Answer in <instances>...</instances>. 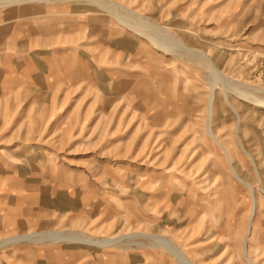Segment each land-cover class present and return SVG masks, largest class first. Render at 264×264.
<instances>
[{"label":"rangeland","instance_id":"obj_1","mask_svg":"<svg viewBox=\"0 0 264 264\" xmlns=\"http://www.w3.org/2000/svg\"><path fill=\"white\" fill-rule=\"evenodd\" d=\"M54 1H0L4 17L27 9L23 31L37 49L62 46L55 34L69 32L66 45L90 61L83 77L72 60L75 70L62 68L55 86L53 74L41 72L53 60H27L19 68L29 78L25 95L0 100V149L27 142L55 150L0 152V264H179L139 233L163 237L191 264H264V0H105L174 35L186 51L171 53L152 44L155 32L142 36L93 0ZM214 71L263 104L221 81L211 87ZM24 114L26 124L16 127ZM61 134L56 149L49 143ZM43 233L91 244L4 246ZM113 237L118 243L97 245Z\"/></svg>","mask_w":264,"mask_h":264},{"label":"crops","instance_id":"obj_2","mask_svg":"<svg viewBox=\"0 0 264 264\" xmlns=\"http://www.w3.org/2000/svg\"><path fill=\"white\" fill-rule=\"evenodd\" d=\"M27 9H21V13L17 14L15 11H6L5 17L4 15H0V100H3L4 103L8 104V101L10 100V97L13 96V99L15 97H20L21 95H25V85L27 84L29 78L25 77L22 73V71L19 69L21 67L27 66L26 61L27 60H39L40 58H44L46 61L47 60H53L54 67H49L47 63L44 65L41 69L42 74L49 73L53 74V81L54 85L57 86L58 84H62V81L64 79V75H62V68L66 69L67 72L75 70L72 67V60L77 61L78 63H81V75L86 77V73L83 70V67L88 69V64L89 62V57L84 53L83 50L77 49V48H72L68 47L67 43L69 41H72L73 43L74 40H72L71 37H67L68 35H71L69 32H59L60 34L57 35L55 34L56 40H54V45H62L56 48H50L47 51H42L43 49L39 50L37 49V40L33 38H27V36L24 35V27L28 24L31 23L30 15L29 13L26 12ZM12 14V15H10ZM15 14V15H14ZM28 15V16H27ZM61 31V29H60ZM40 34V33H39ZM32 36V35H31ZM41 36H37L38 38ZM30 37V36H29ZM62 41V43L55 44L56 41ZM69 43V44H71ZM78 43L79 45H82V40H80ZM65 44V46H63ZM67 44V45H66ZM36 48L32 50L33 48ZM79 50L78 52H76ZM101 50V49H100ZM21 64V66H20ZM18 74V76L14 73ZM24 69V68H23ZM25 70V69H24ZM41 74V73H40ZM41 74V75H42ZM39 77L40 75L37 74ZM69 76V75H68ZM71 78V76L69 77ZM23 104H21L19 107H22ZM26 103L23 106V109L25 110L26 113L28 114V118L31 120V113L33 111V106H30L28 109L26 108ZM61 112V111H60ZM63 112V111H62ZM61 112V113H62ZM25 114L22 117L17 116L14 120V125L16 127H23L26 123ZM60 115V114H59ZM54 116L53 119L49 121V123L53 126L57 125V122L59 121L58 119L61 118V116ZM68 116V117H67ZM70 117V113H66V118L68 119ZM35 126H39L37 122H34ZM37 124V125H36ZM31 125V124H28ZM34 127V126H32ZM28 128H26L27 132ZM14 131V130H13ZM12 131V135L14 132ZM23 133L21 130L18 131V135ZM24 135V133H23ZM27 135V134H26ZM25 135V137H26ZM31 135V134H30ZM66 139V136L64 134L60 135V138L54 142H50L49 144L55 145L56 149L58 148V143H62ZM11 141V140H10ZM2 143V142H1ZM20 145L15 146L14 149H9L10 146H4L7 149H0L1 151H4L5 154L7 155H32L29 151L31 150H36L38 153L43 152L44 155H48L49 153L55 152V150H52L49 147L45 148H36V147H29L30 144L27 142H20ZM10 145V144H9ZM21 148V151H16V149ZM45 151V152H44ZM52 151V152H51ZM48 153V154H47ZM37 155V154H33ZM52 155V154H49Z\"/></svg>","mask_w":264,"mask_h":264},{"label":"bare ground","instance_id":"obj_3","mask_svg":"<svg viewBox=\"0 0 264 264\" xmlns=\"http://www.w3.org/2000/svg\"><path fill=\"white\" fill-rule=\"evenodd\" d=\"M1 2L2 1H5V0H0ZM34 2V1H38V0H6L5 3H7L8 5L12 4V3H27V2ZM39 1H42V0H39ZM45 1V0H44ZM54 1V0H53ZM99 4H101L105 9H110V10H113L114 13H116V17L118 18V16L120 17L121 21H124L125 22V25L128 26L130 29L134 30V31H137L139 32L142 36H146L147 37V34L145 33L146 30H150V32H155L156 33V36L157 38L154 39V38H149V40L152 42V44L159 48V49H162L164 52L166 53H171V52H175V51H180L181 49L182 50H185V47L183 46V44L178 41V39L172 35L171 33L169 32H164L162 30V28H160L159 26L153 24L152 22H148V21H144L142 20V17H140L138 14L132 12L131 10L127 9V8H122V10H125L126 13H124L122 10V13H117L115 10V8L117 7V5H113L105 0H93ZM55 2V1H54ZM58 2V1H56ZM118 9V8H117ZM130 14V15H129ZM113 15V14H112ZM123 22V23H124ZM124 25V26H125ZM146 25V27H145ZM165 30V29H164ZM145 31V32H144ZM149 33V32H148ZM152 35V34H151ZM140 36V37H142ZM143 38V37H142ZM184 48V49H183ZM174 50V51H173ZM177 51V52H178ZM186 51V50H185ZM189 51V50H188ZM187 51V52H188ZM181 52V51H180ZM183 52V51H182ZM186 52V53H187ZM190 52V51H189ZM192 52V51H191ZM190 52V54H192ZM195 52V51H194ZM199 53V52H198ZM188 54V53H187ZM188 54V55H190ZM197 54V53H196ZM194 54V55H196ZM174 55V54H173ZM201 55H204V54H201ZM201 55H197L198 56V59L200 60V62H205V64L208 65V67L212 68V66L209 63V60L208 59H204ZM192 56V55H191ZM197 59V60H198ZM211 70V69H210ZM209 77V76H208ZM217 81H221L223 83V88L224 90H229L231 92H234L238 95H240L244 100H246V102L248 103H253V104H260L262 105L261 103L257 102V100L253 99L252 97H249L247 95H245L242 91H240V89L242 88H239V87H236L234 83L230 82V81H227V78L224 77L223 75L221 74H218L216 73L215 71L212 73L211 77H210V85L211 87H214L213 85L215 84V82ZM237 85V83H236ZM238 86V85H237ZM210 87V88H211ZM209 99V98H208ZM212 99H213V93L211 92V96H210V100H209V103H208V110H207V116L211 117V115L213 114V111H212ZM227 104V103H226ZM228 105V104H227ZM256 105V106H257ZM263 107V106H262ZM206 108V109H207ZM232 109V108H231ZM234 113V111H233ZM207 117V118H209ZM211 121V120H210ZM207 124H208V121H206ZM206 127V125H205ZM205 131H207V134L211 136V138H213L215 141V143H217L215 137L213 136V134L211 133V130H210V125L208 124L207 125V128H205ZM218 144V143H217ZM219 145V144H218ZM220 146V145H219ZM248 156V155H247ZM227 158V157H226ZM228 161V160H227ZM230 164V162H229ZM229 169H231V171L233 172V175L234 177L240 181V182H244L240 177L239 175L237 174L236 170L234 169V167L230 164L229 165ZM244 185L248 186L249 188H252V186L246 182H244ZM264 192V190H263ZM252 204L253 206H251V212H250V216H249V220L251 218V215L255 212V199H253L252 201ZM250 228V223L248 224L247 226V231L249 230ZM64 235V233H63ZM65 236V235H64ZM133 236H144V237H150V238H153L155 240V243H159L160 247L166 249L168 252H170V254L173 256V258H175L177 260V262L179 264H191L190 262H188L183 256H181L177 250L174 248V246L169 242L167 241L166 239H164L163 237H160V236H154V235H150V234H144V233H139V234H136V235H133ZM55 239V241H59V240H64V242H67V241H72V242H79V243H83V244H91L89 243L88 241L86 240H82V239H79L77 238L76 236L74 235H67L65 238H62L61 236L59 235H56V234H53V233H43V234H40V235H20V236H17L13 239H8L6 241H3L4 242V246L5 245H9V244H13V243H18V242H21V241H25V240H28V241H40V240H53ZM120 238L118 237H113L111 239H108V240H105V242L103 243H100V244H97V245H109V244H114L115 242L118 243L117 241H119ZM66 240V241H65ZM96 245V244H94ZM3 246V245H2ZM105 247V246H104ZM247 253L245 252V258H247Z\"/></svg>","mask_w":264,"mask_h":264}]
</instances>
